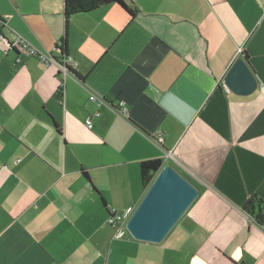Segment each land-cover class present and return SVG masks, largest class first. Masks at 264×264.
Returning a JSON list of instances; mask_svg holds the SVG:
<instances>
[{
  "label": "crops",
  "instance_id": "1",
  "mask_svg": "<svg viewBox=\"0 0 264 264\" xmlns=\"http://www.w3.org/2000/svg\"><path fill=\"white\" fill-rule=\"evenodd\" d=\"M65 1L0 0V32L59 60ZM125 1L133 19L71 16L82 79L0 42V264H264V222L243 209L256 194L264 213V0ZM241 48L249 94L224 82ZM158 158L199 195L161 242L119 236L111 210L128 221Z\"/></svg>",
  "mask_w": 264,
  "mask_h": 264
},
{
  "label": "water",
  "instance_id": "2",
  "mask_svg": "<svg viewBox=\"0 0 264 264\" xmlns=\"http://www.w3.org/2000/svg\"><path fill=\"white\" fill-rule=\"evenodd\" d=\"M6 39H9L5 36ZM224 82L239 94H249L258 86L255 72L241 56L236 59ZM199 195L198 188L171 165H164L126 223L139 241L161 242Z\"/></svg>",
  "mask_w": 264,
  "mask_h": 264
},
{
  "label": "trees",
  "instance_id": "3",
  "mask_svg": "<svg viewBox=\"0 0 264 264\" xmlns=\"http://www.w3.org/2000/svg\"><path fill=\"white\" fill-rule=\"evenodd\" d=\"M117 4L122 7L133 19L136 15L137 10L130 6L125 0H66L64 6V15H65V35L61 40V43L57 45L55 50L61 51L62 55H67V47H68V26L71 19V16L77 13H85L90 12L95 9H98L102 6ZM246 62L250 64L249 55L244 52L241 55ZM252 68V66H251ZM253 69V68H252ZM254 70V69H253ZM76 77L82 79L80 74L76 73L73 69H70ZM55 129L58 133H61V128L58 123L54 121ZM164 166V162L162 159H151L142 161L140 163V173L143 181V185L146 189L152 183L155 172L159 171ZM84 176L89 179L88 171L86 169L82 170ZM244 211L249 214L256 222L262 224L264 222V213H263V200L258 195H252L248 201L245 203L243 207Z\"/></svg>",
  "mask_w": 264,
  "mask_h": 264
},
{
  "label": "built area",
  "instance_id": "4",
  "mask_svg": "<svg viewBox=\"0 0 264 264\" xmlns=\"http://www.w3.org/2000/svg\"><path fill=\"white\" fill-rule=\"evenodd\" d=\"M4 26V23L0 20V28ZM0 42H4L7 45L8 50L15 49L16 47H20L22 49V53L28 57H36L38 60L45 64H51L52 62H57L59 66V70L62 73H71L70 69L74 68V65L76 64L75 61L67 56V55H62L59 60H56L53 56L52 53L42 51L39 48L33 46L27 39H25L21 35H16L15 41L11 42L9 39L5 38V35L0 32ZM244 49L241 48L238 52L239 55H242L244 52ZM22 59L18 56L17 57V62H20ZM91 100L96 101L99 105L102 103H105V100L102 97H99L95 94H92L90 96ZM119 112L121 114H126L127 109L126 106L124 105V102L119 103ZM100 112L97 111L95 113V116H99ZM86 125L89 129L93 128V117L89 116L86 119ZM157 140L159 143L163 142V137L161 135L158 136ZM108 222L110 225L117 231V234L119 236H123L127 229H126V223H127V215L122 214L117 212L115 209L111 210V213L108 217Z\"/></svg>",
  "mask_w": 264,
  "mask_h": 264
}]
</instances>
